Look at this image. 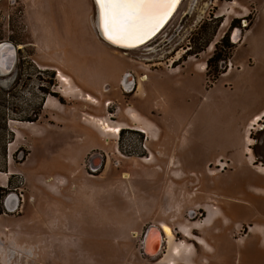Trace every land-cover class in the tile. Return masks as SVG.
<instances>
[{
    "label": "rangeland",
    "instance_id": "rangeland-1",
    "mask_svg": "<svg viewBox=\"0 0 264 264\" xmlns=\"http://www.w3.org/2000/svg\"><path fill=\"white\" fill-rule=\"evenodd\" d=\"M96 17L94 0H0V39L21 46L23 73L16 85L0 77V264H264V183L246 184L244 136L264 111V0H184L160 35L130 51L103 41ZM206 26L212 51L174 69L182 50L198 51ZM236 48L239 61L221 80V60L205 76L189 72ZM147 69L160 78L145 110L148 82L128 96L114 79ZM59 70L101 106L63 95ZM88 114L126 129L104 133ZM254 142L253 170L264 177V136ZM98 157L108 166L92 173ZM223 158L232 168L210 175ZM163 221L193 256H173L166 239L157 258L143 254L147 228Z\"/></svg>",
    "mask_w": 264,
    "mask_h": 264
},
{
    "label": "flooded vegetation",
    "instance_id": "flooded-vegetation-1",
    "mask_svg": "<svg viewBox=\"0 0 264 264\" xmlns=\"http://www.w3.org/2000/svg\"><path fill=\"white\" fill-rule=\"evenodd\" d=\"M11 1H13L14 2V0H11ZM184 1V0H183ZM180 7H181V5H180ZM179 7V8H180ZM179 10V9H178ZM178 10H177V12H178ZM176 12V13H177ZM176 13H175V15H176ZM186 14H188V12L186 13ZM174 15V16H175ZM173 16V17H174ZM247 15H245V16H243L242 17V19H244V23H245V21L247 22V20H248V17H246ZM173 17H172V19H173ZM49 19V18H48ZM171 19V20H172ZM237 19H241V17H237ZM170 20V21H171ZM170 21H169V23H170ZM168 23V24H169ZM168 24L163 28V30L168 26ZM247 26V25H246ZM245 26V27H246ZM203 26H201V28H202ZM199 29L200 31L199 32H197L196 34H198V35H200V34H204V39H203V42H200L199 43V39H200V37L199 38H197L198 39V45H197V49H198V51H194V47H187V49H185V50H182V51H184L182 54H181V56H180V58L177 60V62L174 64L175 65V67L176 68H174V69H177V67H179V62L181 61V60H185V56H187V58H188V60H192V61H194V60H197V56H201V55H206L207 53H209V52H211L212 51V42L210 41V39L208 38H206V33L208 32V27L206 26L204 29ZM235 29H240V28H238V27H236ZM163 30L161 31V32H163ZM161 32L158 34V35H160L161 34ZM157 35V36H158ZM156 36V37H157ZM155 37V38H156ZM226 37V36H225ZM225 37H224V39H225ZM154 38V39H155ZM153 39V40H154ZM235 39V38H234ZM153 40H151V41H153ZM236 40V39H235ZM242 40H243V37L242 38H238L237 39V41H235L234 42V44H236L237 45V48L239 47V44H240V42H242ZM150 41V42H151ZM150 42H148L147 43V45L148 44H150ZM4 45V44H11V45H13V47H14V49H15V57L13 58L14 60V64L10 67H7V66H5L7 63V60H3V62L5 63L4 64V66H5V70H6V72H4L3 74H0V77L3 79V80H6V79H8L9 77L11 78L12 76H14V78H13V85H16V84H18V82H19V80H20V75H23V73L21 72L22 71V65H21V67L18 69V64L21 62V57H20V48H21V46H19L18 44H16V43H14V42H12V41H7V40H2V39H0V45ZM227 47H232V46H229V44H227V42H225L224 43ZM166 45H168V43H166ZM218 45V44H217ZM1 47V46H0ZM147 47V46H146ZM147 48H150L151 50H153V48H151V47H147ZM146 48V49H147ZM236 48V50L234 51V52H232V54H231V56L227 59V60H225L224 58H223V53H219L218 52V49L215 51V53L212 55V56H209L208 55V57L206 58V60L205 61H203L204 62V64H205V68H203V69H199L200 71H195V66L192 68V70H190L189 69V72H191V74H194V73H199V74H202L203 76H205V74H204V72L206 73V71H207V68L209 67V66H211V64L213 63V61L214 60H221L220 61V63H221V66H223V72L221 71L220 73V77L218 78V79H220V78H222L223 77V75H227L231 70H233L235 67H236V64H237V61H239L238 60V49ZM189 51H191L190 53H189ZM179 52H181L180 50H178L177 52H176V54L172 57V59H171V61L177 56V54L179 53ZM189 53V54H188ZM7 56V52L4 54V56H3V58L4 57H6ZM196 57V58H195ZM130 61V60H129ZM117 63H119L120 64V62L119 61H117ZM171 65H173V62H171L170 63ZM46 67V66H45ZM188 67V66H187ZM15 70H17L16 71V74H14V71ZM157 70V69H156ZM156 70L154 71V69H152V70H150V69H147V71H149V72H147V73H143V74H139L138 72H136V71H131V70H129V71H124V73L122 74V76L121 75H117V78H115L114 79V82H115V85H119V88H120V92H121V94H128V96H133L136 92H137V90L140 88V85H141V83L142 82H148L147 84H148V86H150V88L152 89L151 91H148V89L146 90L147 91V93L146 92H144V94H143V96L141 97V99L140 100H144V103H143V105H144V107L146 108L145 110H147L148 108L147 107H149V105H150V101L151 100H154L155 101V95L158 93L157 92V86L159 85L158 84V80H159V78H160V76H157L158 74H157V72H156ZM155 72V73H154ZM12 75V76H11ZM143 78H145V79H143ZM3 80H1L2 82H4V83H7V80L6 81H3ZM142 88L144 89V85H143V83H142ZM82 87H84L86 90L89 88H86L85 86H82ZM108 87H106L105 89L106 90H109V88L107 89ZM105 90V91H106ZM145 90V89H144ZM148 92H150V93H152L151 95H149L148 96ZM154 98V99H153ZM153 101V102H154ZM158 101H156V103H157ZM259 117V116H258ZM261 117V121L257 124V127L256 128H254L255 129V132L254 133H246L244 136H245V139H246V136H264V132H262V131H264V118L262 117V116H260ZM147 119H149L152 123H154L155 125H157L156 123H155V121L154 120H151L148 116H147ZM259 121V120H258ZM118 136H120V134L118 135ZM159 136H161L160 134H159ZM252 139L254 140V138L252 137ZM257 144V142H254V143H252V146L249 148V149H247L246 148V156H247V159H248V168H247V173H249V174H247L248 176H246L245 178H246V184H250V185H260L261 183H264V177H262V176H260L259 174H257V173H255L254 172V170L256 169V171L258 172V166L257 165H259V163H258V161H257V155H256V153H255V149H254V146ZM249 151V152H248ZM247 153H249V154H247ZM252 157V158H251ZM97 159H99L100 160V158L98 157V158H96V159H94L93 161H92V163H89V166H88V168H89V170H91V172L92 173H98V172H100V170L102 169V168H106L107 166H108V163H109V159L107 160H104V164H101L100 166L98 165L99 163H97V164H95V160H97ZM252 159V160H251ZM215 169L214 170H208V173L210 172L212 175H215V174H217L218 172H223L224 170H226V169H231L232 168V166L230 165V167H228V164L230 163L229 162V160L228 159H226V158H223V160L222 161H219V160H215ZM256 163V164H255ZM210 165L208 164V167H209ZM237 168H235V170H236ZM254 169V170H253ZM104 170V169H103ZM212 171V172H211ZM237 171V170H236ZM235 171V172H236ZM194 173V172H193ZM209 173V174H210ZM210 174V175H211ZM236 185H237V188L239 187L240 189H241V187L239 186V184L238 183H235ZM236 187V186H235ZM237 188H235V189H237ZM243 191V189H241V192ZM252 195H254L255 196V194H251V196ZM254 197L252 196V199H251V202L252 203H255L256 201H258V200H260V199H257V197H255L254 199H253ZM230 206V205H229ZM233 206H236V207H239L242 211H243V209L241 208V206L239 205H237V204H233ZM228 207V206H227ZM226 212H227V208H226ZM189 215L190 216H196V210H192L191 212H189ZM242 216V213H241V215L239 216V217H241ZM238 217V218H239ZM251 227V225L249 226L248 225V228H250ZM248 232H250V229H249V231ZM210 236H212L211 237V239H210ZM218 236H220V235H217V236H213V235H211V233H210V235H209V240H215V242H216V237H218ZM224 236V235H223ZM237 241H238V239H237ZM234 246L236 247V248H238V246H236L235 244H234ZM152 253H155V252H152ZM237 254V253H236ZM240 258V257H239ZM236 264H239V259L236 261Z\"/></svg>",
    "mask_w": 264,
    "mask_h": 264
},
{
    "label": "snow or ice",
    "instance_id": "snow-or-ice-1",
    "mask_svg": "<svg viewBox=\"0 0 264 264\" xmlns=\"http://www.w3.org/2000/svg\"><path fill=\"white\" fill-rule=\"evenodd\" d=\"M179 0H96L102 28L113 43L134 47L148 39Z\"/></svg>",
    "mask_w": 264,
    "mask_h": 264
},
{
    "label": "water",
    "instance_id": "water-1",
    "mask_svg": "<svg viewBox=\"0 0 264 264\" xmlns=\"http://www.w3.org/2000/svg\"><path fill=\"white\" fill-rule=\"evenodd\" d=\"M95 5H96V13H97V32L100 35V37H102V39L104 41H106L107 43L115 46V47H119L122 49H130V48H137L140 47L142 45H145L146 43L150 42L151 40H153L162 30L163 28L169 23V21L172 19V17L174 16V14L177 12V10L179 9L180 5L182 4L183 0H179L178 4L174 7V9L172 10V12L169 14V16L166 18L165 22L145 41H143L142 43H138L136 46L134 47H128L126 46L124 43H113L111 40H109L104 33V30L102 28V22H101V14H100V8L96 3V0H94ZM0 57L2 58V60H7V64L5 66L7 67H11L14 63V57H15V49L13 47V45L11 44H2L0 45ZM7 52V56L3 58L4 54ZM5 64V63H4ZM108 89V88H107ZM99 163V162H98ZM15 195V194H14ZM16 196V195H15ZM17 197V196H16ZM18 198V197H17ZM7 203V209L9 211H15L18 208L19 205V199L15 200L14 198L12 200L9 201V199L6 201ZM8 205L11 206L8 207ZM192 217V216H191ZM160 232L161 235V243L160 246L158 247V250L155 253H151L150 252V239L152 238L151 236L157 234ZM164 234L161 231V228L158 224H152L150 225L144 235V240H143V244H142V250H143V254L145 256H147L148 258H157L159 254H161L163 247H164V243H165V238H164Z\"/></svg>",
    "mask_w": 264,
    "mask_h": 264
},
{
    "label": "crops",
    "instance_id": "crops-1",
    "mask_svg": "<svg viewBox=\"0 0 264 264\" xmlns=\"http://www.w3.org/2000/svg\"><path fill=\"white\" fill-rule=\"evenodd\" d=\"M104 41V40H103ZM107 43V42H106ZM108 44V43H107ZM109 45V44H108ZM111 46V45H110ZM113 47V46H112ZM114 48H116V47H114ZM118 49V48H117ZM238 62V61H237ZM59 71H61V70H59ZM62 72V71H61ZM63 73V72H62ZM63 74H65V73H63ZM67 77H69L70 78V80H71V82H72V88H71V91H70V93L71 92H76V94H78V98L80 99V100H83V99H86V101H88L90 104H92V105H98V107H100L101 106V102H100V100L96 97V96H94L92 93H90V92H85L84 91V88H81L80 87V85H77L76 84V82H75V80H74V78L73 77H71V76H69V75H67V74H65ZM222 78H224V76L222 77ZM221 78V79H222ZM220 79V80H221ZM219 82V81H218ZM62 89H61V92L63 91V90H67V88H66V86L64 85V84H62ZM63 93H64V91H63ZM63 95H65V96H70V95H66L65 93L63 94ZM264 111H262V112H260V113H258V114H256L254 117H253V119L249 122V124H248V127H252V126H255V124L257 125L260 121H261V117L260 116H262L263 118H264ZM144 116V115H143ZM260 117V118H257V117ZM87 117L88 118H90V123H94V122H96V126H98L97 127V129H104L105 130V133H109L108 131H107V128H106V125H108V124H110L109 123V121H108V119H103L104 117H96V116H93L92 114H88L87 115ZM84 119H86V118H84ZM135 119L137 120V117H133L131 120L132 121H134L135 123L134 124H137V122L135 121ZM96 120H98V121H96ZM149 120V119H148ZM259 120V121H258ZM254 122V123H253ZM118 125H120V126H123V125H121V124H118ZM126 125H127V127H128V124L126 123ZM154 126H156L155 124H154ZM251 129H254V127H252ZM247 149H249V148H247ZM248 154V153H247ZM164 224H167V225H169L172 229H173V227L169 224V223H167L166 221H163V222H161L160 223V228H161V231L163 232V233H165L164 231H163V225ZM205 225V224H204ZM203 224H201V226H204ZM174 231V230H173ZM175 233V232H174ZM194 230L193 229H191V233L190 234H185L186 235V238H188L189 240H191V239H193L194 237ZM165 235V239H166V234H164ZM159 236H160V232H159ZM176 237V236H175ZM204 241L205 243H206V245H204V244H201L199 241ZM167 241V240H166ZM175 241H176V238H175ZM168 242V241H167ZM197 242L199 243V244H201L202 246H208L207 245V242L203 239V238H200L199 240H197ZM150 248H151V246H152V241L150 240ZM180 244L181 245H174L173 246V248L175 247V248H179V247H181V246H183V245H187V242L186 241H181L180 242ZM156 244H153V247L155 246ZM189 250V249H188ZM190 255H191V253H190ZM191 256H193V255H191ZM177 257V256H176ZM173 264H175V263H173Z\"/></svg>",
    "mask_w": 264,
    "mask_h": 264
},
{
    "label": "bare ground",
    "instance_id": "bare-ground-1",
    "mask_svg": "<svg viewBox=\"0 0 264 264\" xmlns=\"http://www.w3.org/2000/svg\"><path fill=\"white\" fill-rule=\"evenodd\" d=\"M98 25V24H97ZM236 31H239V30H236ZM236 34H238V33H236ZM236 34H234L235 36V38H237V35ZM101 39H102V37H101ZM103 40V39H102ZM106 42V41H105ZM109 44V43H108ZM109 45H111V44H109ZM111 46H113V45H111ZM143 46V45H142ZM113 47H115V46H113ZM141 47V46H140ZM116 48H119V47H116ZM139 47H137V48H130V49H124V50H128V51H130V50H134V49H138ZM119 49H122V48H119ZM4 72H6V70H5V66H4V62H3V60H2V58L0 57V74H3ZM59 72V74H58V79L60 80V82L62 83V84H64L65 86H66V88H67V90H63L64 91V93L66 94V95H73V94H76V92H71L70 93V91H71V88H72V82H71V80H70V78L69 77H67L65 74H63L61 71H58ZM7 73V72H6ZM256 125V124H255ZM106 128H107V131L109 132V133H113V134H115V135H118L119 133H121L122 132V130L123 129H126V127L125 126H120V125H111V124H108V125H106ZM101 131L102 132H104L105 133V130L104 129H101ZM251 140V136H248L247 137V145L249 146V148H250V146H251V143H248L249 141ZM97 161V160H96ZM264 169V168H263ZM126 177H127V174H126ZM12 197V196H11ZM10 201V200H9ZM163 231L165 232L164 234H166V240L168 241V243L169 244H171V254L173 255V256H177V258H179L178 256L181 254V251H185V253H186V255L184 256V255H181V256H184V257H191V255H190V252L188 253L187 252V248L185 247L186 245H184V247H185V250H182L184 247L183 246H181V247H179V248H173V246H174V243H175V233H174V231H173V229L169 226V225H167V224H164L163 225ZM152 238L150 239L151 241H152V243L153 244H156L154 247H153V244H152V246H151V248L149 249L150 250V252L152 253V252H156L157 250H158V246H159V243H161L160 242V236H159V233H157V234H155V235H153V236H151ZM201 244H204V245H206V243L202 240V241H199ZM181 258V257H180Z\"/></svg>",
    "mask_w": 264,
    "mask_h": 264
}]
</instances>
